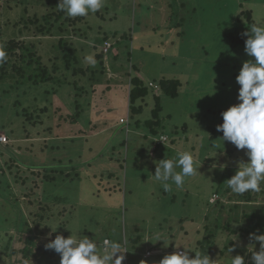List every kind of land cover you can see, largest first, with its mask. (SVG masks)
I'll list each match as a JSON object with an SVG mask.
<instances>
[{"label":"rangeland","instance_id":"obj_1","mask_svg":"<svg viewBox=\"0 0 264 264\" xmlns=\"http://www.w3.org/2000/svg\"><path fill=\"white\" fill-rule=\"evenodd\" d=\"M30 1L0 0V28L5 30L8 25L12 30L14 24L17 29H23L24 25L15 23L17 15L26 21L36 15L42 20L44 15L59 10V0H35L37 5ZM241 11H252L255 23H264V0H104V6L96 13H90L72 26L66 24L62 35L39 36L33 29L38 23L27 24L26 33L18 40L40 47L36 49L39 55L35 60L40 58V64L49 72L59 62L55 56H60V52L49 51L53 45L57 48L60 39L69 42L76 51L73 56L77 54L84 68L80 69L91 67L85 62L87 55L95 56L97 64L91 68L100 83L85 86L95 95L92 106L93 103L103 106L95 113L101 117V126L98 132L91 130L93 126L87 122L89 111L75 125H70L67 119L64 122L67 116L75 117L78 104L92 97L87 91L77 98L73 86L63 87L61 101L52 97L53 103L49 106L44 104L43 94V88L51 90L49 85L25 88L24 95L25 89L8 92V85L0 86V126L10 121L16 111L23 116V109L30 104L36 109L44 105L50 109L41 126L33 128L32 122L36 120L27 121V131H23L27 136H21V129L17 127L14 135L19 138L10 139L0 129V135L8 137L6 143L0 142L2 146H9L15 140L24 142L26 147L32 146L34 154L20 157L18 163L32 167L28 176L35 172L41 174V178L31 177L38 184L31 185L33 191H30L26 189L28 184L24 187L20 179L27 175L16 168L8 171L0 158L5 172L2 176L0 171V180L9 181V192L14 195L9 196L0 189V236L15 234L20 225L18 219L23 217L27 223L24 233L28 235L31 228V235L40 236L44 244L53 239L51 233L65 238L87 236L101 252L105 240L117 242L125 252L122 264H159L164 256L185 249L208 254L213 264H231L235 255L243 256L245 264H251L252 253L248 249L258 251L259 243L249 238L253 232L244 213L250 215L264 208V193L252 195L256 203L238 201L232 191L225 198L213 196L214 193L221 195V181L226 185L238 164L247 162L248 157L245 150H232L230 142L223 143L218 131L213 144L210 139L213 134L209 132V128L223 123V111L239 103L240 86L236 77L243 63L251 59L245 46L230 47L225 35L222 36L249 28L244 19H237ZM105 36L109 40L100 48L102 41L96 38ZM109 46H115L112 55L106 52ZM15 52L21 53L18 48ZM98 54L103 55L101 60ZM130 64L139 68L138 75L150 86L158 85L163 78H176L181 84L175 99L163 96L154 87L165 119V135L162 134L165 139L159 143L160 149L167 145L173 151L165 149L162 155L155 153L148 130L127 126V108L122 115V110L116 108L113 99L121 100L122 93L127 95L129 80L125 74ZM82 85L79 82L78 87ZM46 101L49 100L46 98ZM146 102L145 112H148L153 107V97L149 95ZM209 109L211 113L207 112ZM174 137L179 141L173 142ZM159 138L160 135L156 139ZM168 138L170 142H166ZM183 151L193 154L201 165L199 172L186 178L183 188L172 184V191L165 192L153 176L156 164L165 158L175 159ZM14 152L21 153L17 149ZM216 154L217 157H209ZM219 165L226 167L221 170ZM223 176L226 180H222ZM23 192L29 194L25 196ZM234 205H239L240 215L236 218L231 214L237 220L229 221V211ZM36 223H41L43 235L35 230ZM45 224L57 229L56 232L43 228ZM134 228L137 232L134 236H139L140 241L132 247L129 238ZM2 244L0 241V264H7ZM170 247L174 250L171 253ZM229 247L235 250L230 253Z\"/></svg>","mask_w":264,"mask_h":264},{"label":"trees","instance_id":"obj_2","mask_svg":"<svg viewBox=\"0 0 264 264\" xmlns=\"http://www.w3.org/2000/svg\"><path fill=\"white\" fill-rule=\"evenodd\" d=\"M31 4L37 5L35 0L30 1ZM46 7V6H44ZM41 8V7H40ZM50 9H53L51 7ZM8 11V10H7ZM5 11V12H7ZM8 13V12H7ZM18 20L15 21L18 22L20 25H24L23 29L13 27L14 29L10 30V26L6 25L5 30H2L3 28H0V46H3V49L7 53V61L3 64L0 65V86L1 85H8V92L14 90H19V89H35L36 87H45L46 85H49L51 87V90H48L47 87L43 88V94L45 99L47 98L49 101L45 102L44 99V104H48L49 106L52 105V97H57L58 101H61V92L60 89L63 87H74L76 92H77V98L81 93L86 91L89 93V90H87V87L85 85H95L97 83H100V80L96 78L97 74L94 71V68L92 69L91 67L86 68V70H83L84 68L81 67L82 63L79 61L77 54L73 56V53H76L75 50L71 48V45L69 42L60 39L57 43V48L56 46L53 45L50 48L49 52H60V56L56 57L55 60L59 61L56 64H53V69L52 72L48 71L49 69L40 64V58L35 60V57L39 55V49L40 47L37 48L34 44H29V41L27 40H18L21 38L22 34L26 33L27 31V24H37L38 26L33 28L35 31V34H39V36H45V37H52L55 35H62L65 33V25L70 24L71 26L74 24H77L82 21L84 17H75L73 20L71 17L66 16V14L61 11V10H55L54 13H50L47 15H44L42 17V20L37 17V15L34 17V19H29L25 20L22 15H17ZM16 16V17H17ZM15 18V17H14ZM238 21H241L244 19V23H246L249 28L253 23H255V20L253 18V13L252 11H241L240 14L237 17ZM84 20V19H83ZM40 24V26H39ZM18 27V26H17ZM25 30V31H24ZM248 29H244L242 32H239L237 34H223L222 36L225 35L227 41H228V46L236 47V46H245V41L247 39L246 36L243 35V33L247 32ZM115 36V34H114ZM7 41H5L3 39ZM116 37V36H115ZM114 37V38H115ZM124 36L122 35V38ZM101 39L102 43L100 45V48L104 46V44L109 40V38L105 37H100L96 38ZM224 39V37H223ZM29 46V47H28ZM114 47L112 46L109 51L107 52L109 55H112L114 53ZM17 48L21 51L20 54H14V51L17 50ZM99 48V47H98ZM113 49V50H112ZM38 51V52H37ZM107 54V55H108ZM101 56V57H100ZM102 54H98L97 58L101 60ZM79 65V66H78ZM78 66V67H77ZM101 66V65H100ZM83 68V69H80ZM223 71V70H222ZM71 72V73H70ZM102 74L104 70L100 71ZM139 68L135 67L134 65L130 64V67L128 71L126 72L125 76L129 80V85H128V90H127V95L125 97V94L122 93V96H119V93L116 94V96L120 97L121 100L118 99H113V101L116 102L118 110H122L120 113L121 115L124 113V108H127V117H125L127 126H134L137 129H146L148 130L149 136L152 137L153 140V146H154V152H159L158 154L164 153L166 147L164 146L163 149H160V145L156 138L157 136H161L163 131L165 132V119L162 118L161 116V105L159 103V96L158 94L155 93L154 87L160 90V93H162L163 96H166L171 99H175L178 97L179 93V88L181 87V84L176 78H171V79H162L158 85L153 84L150 86L149 84H146L142 78L138 75L139 73ZM70 76V77H69ZM70 78V79H69ZM79 82L83 83L82 87H78ZM27 86V87H25ZM123 86V85H122ZM124 87V86H123ZM5 91V90H4ZM157 91V92H158ZM27 93V90L25 89L22 92V95ZM93 94H95L93 92ZM55 95V96H54ZM92 95L89 93V96ZM151 95L153 97V107L150 109V111L145 112V108L147 107V102L146 99ZM92 95L91 98H87L86 102H79V100H74V102H78V106L76 108L78 109V112L75 113V117H70L67 116L64 119V122H66V119L70 121V125H75L78 123L80 117H82L84 112L89 111V118H88V124H91L93 128L91 127V130L93 132H96L98 129H100V118L98 117L96 111L98 108L103 107L101 104L96 103L94 106H92ZM1 99V98H0ZM112 101V102H113ZM110 102V104L112 103ZM17 104L20 102H16ZM30 103V101H29ZM63 104V103H62ZM61 104V105H62ZM16 105V104H15ZM31 106L25 107L23 109V116L19 112H15V115L12 114L13 116L10 117V121L7 123L1 124L0 129H3L7 134L9 135L10 139H18L14 135V129L19 127L21 129V136H27L23 131H27V121L30 122L33 120H36L35 122H32L33 128H37L41 126L42 122H44L43 117L44 115H47L46 113H49L50 109L48 106L44 105L43 108L41 109H36V107H33L34 104H30ZM64 105H62L63 107ZM66 108V107H65ZM32 109V110H31ZM1 107H0V112H1ZM208 113H211V109L207 111ZM1 114V113H0ZM113 117V116H112ZM24 119V120H23ZM40 120V124H36L37 121ZM95 119V120H93ZM108 119V118H107ZM122 119H124V115L122 116ZM109 120V119H108ZM128 129V128H127ZM216 127L214 129L209 128V132L213 134L210 136V139L213 140L214 144V135L216 132ZM98 132V131H97ZM223 136L222 132H219V136ZM20 136V137H21ZM6 137V136H5ZM144 137V136H143ZM8 138V137H7ZM146 138V137H145ZM28 140V139H27ZM16 141V140H15ZM11 143L9 146H2L0 144V158L5 164V167H7L8 171H12V169L16 168L17 171H21L27 175L31 170V166L27 165L26 167H22L18 162L20 161L19 158H27L30 157L29 155L34 154V151L31 152L32 146H24L26 145L22 141H16V142ZM171 139L168 138V142H170ZM174 142V140H173ZM22 145L24 148H22ZM46 146V143L44 144ZM230 147L233 150H236L237 148L235 145L230 143ZM14 149L19 150L21 153L16 154L14 152ZM42 150H46L44 146H42ZM173 151V150H172ZM0 171L2 173V176L5 174L3 171V167L0 165ZM35 172V171H33ZM38 175L41 178V174L35 172V175H27L25 179H22V185L24 187L26 184H28L26 189H29L30 191H33V188H31V185L37 186L38 182L35 181L31 178L33 176ZM19 180V178L17 179ZM222 180H226L223 176ZM225 186H223V182L221 181L220 183V188L221 189V195L219 193H214L213 196H218L221 198L228 197L227 195L231 192V189L227 188L225 189ZM0 189L7 192L9 196H14L10 191V184L7 179L3 178V182L0 180ZM258 193V192H245L243 195L236 194L238 201H245L248 203H256L257 200L253 198V194ZM264 190H261V194L263 195ZM29 194V193H28ZM26 194V195H28ZM23 195L25 193L23 192ZM25 195V196H26ZM256 195V194H254ZM233 198H229V201H232ZM229 211V221L230 220H237L236 218L240 215L238 213L240 207L239 205H234L231 207ZM231 214H235V217L231 216ZM244 219L250 220L251 224V232L259 235L264 232V208L260 207L257 211L252 212L250 215L249 213H244ZM42 218V216H40ZM42 220V219H41ZM20 221V225L17 228V232L13 235H1L0 236V241H3L2 244V252L3 255L6 256L8 259L7 264H60V255L57 254L53 250H46L45 249V244L48 243L46 242L45 244L41 242V237L38 235L32 236L31 235V228H28L29 234L27 235L24 233V227L27 225L25 218L18 219ZM41 223H36L35 230L40 234L43 235L42 230H40ZM43 228H46L48 231L51 230L47 226V224L44 225ZM134 228V233L133 236L129 238V245L134 247L139 241V236L135 237L134 234L135 232ZM138 230V229H137ZM52 232V231H50ZM248 233V232H247ZM52 238L55 239L56 235L51 233ZM120 240V236H119ZM157 248H155V251ZM174 251L172 247L169 249V253ZM157 253H160V250L157 251ZM190 258H194L195 254L193 252H189Z\"/></svg>","mask_w":264,"mask_h":264},{"label":"clouds","instance_id":"obj_3","mask_svg":"<svg viewBox=\"0 0 264 264\" xmlns=\"http://www.w3.org/2000/svg\"><path fill=\"white\" fill-rule=\"evenodd\" d=\"M103 6L104 0H59L57 4V8L71 18L96 13ZM243 35L247 37L245 52L251 59L243 63L236 77L240 86L237 96L239 103L223 111V123L216 126V130L223 133V143L230 142L238 150H245L248 157V161L240 162L235 174L227 180L228 188L240 195L249 191L259 192L264 184V23H253ZM84 59L91 67L97 64L94 55H87ZM6 61L7 53L0 46V65ZM209 157H217V154ZM200 167L191 152L183 151L175 159L160 160L153 176L162 184L165 192H170L172 184L176 188H183L185 179L197 175ZM212 167H217V164L214 163ZM219 167L223 170L226 165ZM178 168L180 171H177ZM56 230L51 228L52 232ZM249 238L259 243L258 251L248 249L252 253L251 264H264V234L250 233ZM121 247L117 242L105 240L101 252L96 242L84 235H70L67 238L57 235L45 244L46 250L60 255V264H122L125 252L121 251ZM234 250L229 247L230 253ZM189 252L195 253L194 258H190ZM159 264H213V260L208 254L185 249L164 256ZM231 264H245V258L232 256Z\"/></svg>","mask_w":264,"mask_h":264},{"label":"crops","instance_id":"obj_4","mask_svg":"<svg viewBox=\"0 0 264 264\" xmlns=\"http://www.w3.org/2000/svg\"><path fill=\"white\" fill-rule=\"evenodd\" d=\"M181 127H183L184 129L187 128L186 125H182ZM175 132H176V131H175ZM164 135H165V134H164ZM161 136H163V135H161ZM161 136H160V137H161ZM167 136H168V135H167ZM168 137H169V136H168ZM156 140H157V139H156ZM173 140H174V142L179 141V140H177V137H174ZM187 141H189V138H187ZM157 142H158V143L161 142V141H160V138H159V140H157ZM166 142H168V139H167ZM192 143H193V145H192V149H193V151H194V150L196 149V147L194 146V142H193V141H192ZM165 147H166V149H168V150H172V148H171V147L169 148L167 145H166ZM178 147H179V146H178ZM178 147H177V148H178ZM180 151H181V150H180ZM163 152H164V151H163ZM158 155H159V154H158ZM160 155H162V154H160ZM147 252H148V251H147ZM146 254H147V253H145V255H146Z\"/></svg>","mask_w":264,"mask_h":264},{"label":"built area","instance_id":"obj_5","mask_svg":"<svg viewBox=\"0 0 264 264\" xmlns=\"http://www.w3.org/2000/svg\"><path fill=\"white\" fill-rule=\"evenodd\" d=\"M107 43V42H106ZM105 43V44H106ZM109 49H110V46H109ZM109 49H108V51H109ZM107 50H106V52H108ZM163 139H165V138H163L162 136L160 137V141L162 140L163 141ZM0 142L1 143H6L7 142V138L4 136V135H0ZM161 143V142H160ZM180 252H182V251H180ZM149 255V252H147V254H146V256H148Z\"/></svg>","mask_w":264,"mask_h":264}]
</instances>
